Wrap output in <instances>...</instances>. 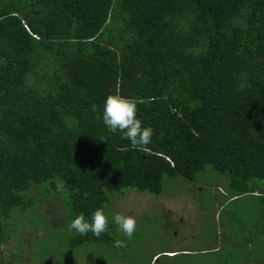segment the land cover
I'll return each instance as SVG.
<instances>
[{"label": "trees", "instance_id": "trees-1", "mask_svg": "<svg viewBox=\"0 0 264 264\" xmlns=\"http://www.w3.org/2000/svg\"><path fill=\"white\" fill-rule=\"evenodd\" d=\"M117 89L140 101L146 149L103 123ZM207 164L234 200L264 201V0H0V264H18L2 247L8 220L41 183L90 222L108 192L158 195L164 175L195 182ZM90 241L115 244L108 231L68 244Z\"/></svg>", "mask_w": 264, "mask_h": 264}, {"label": "rangeland", "instance_id": "rangeland-1", "mask_svg": "<svg viewBox=\"0 0 264 264\" xmlns=\"http://www.w3.org/2000/svg\"><path fill=\"white\" fill-rule=\"evenodd\" d=\"M113 7L117 8L115 3ZM111 14L116 16L115 9ZM113 42L107 39L108 44ZM195 177L190 182L164 175L158 195L131 187L108 192L110 202L104 209L109 218L107 231L114 242L124 241L122 248L101 241L70 246L68 240L77 232L70 229L72 220L66 216L68 190L59 184L53 188L48 182L41 183L34 192H25L32 203L8 220L2 247L15 254L18 264H149L150 260L151 264H219L241 252H264V244L258 241L264 239L263 222H254L256 217L249 213L251 208L253 213L263 208L264 201L248 195L231 198L227 175L209 164ZM117 213L136 219L132 239L113 222ZM237 257L241 260L236 259L235 264H264V259L261 263L250 256Z\"/></svg>", "mask_w": 264, "mask_h": 264}, {"label": "clouds", "instance_id": "clouds-1", "mask_svg": "<svg viewBox=\"0 0 264 264\" xmlns=\"http://www.w3.org/2000/svg\"><path fill=\"white\" fill-rule=\"evenodd\" d=\"M139 102L136 99L121 96L119 89H117L115 94H110L106 97L102 119L110 132L113 134L117 131L121 132L123 134L122 138L129 140L134 149L142 150L146 149V146L151 143L154 130L150 126H144L142 120L137 118V104ZM93 107L95 108L96 106L94 105ZM113 222L128 239L133 238L137 224L134 217L117 213L113 217ZM108 223V216L102 208H98L92 214L90 222L81 213L71 221L69 227L82 236H86L91 232L95 237L99 238L108 230ZM115 246L122 248L126 245L124 241L117 240L115 241Z\"/></svg>", "mask_w": 264, "mask_h": 264}]
</instances>
